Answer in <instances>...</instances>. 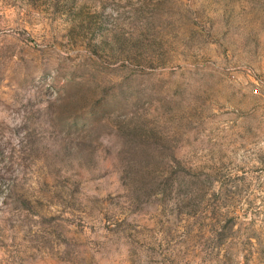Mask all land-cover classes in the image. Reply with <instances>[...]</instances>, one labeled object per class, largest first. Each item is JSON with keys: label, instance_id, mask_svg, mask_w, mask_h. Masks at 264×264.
<instances>
[{"label": "rangeland", "instance_id": "1", "mask_svg": "<svg viewBox=\"0 0 264 264\" xmlns=\"http://www.w3.org/2000/svg\"><path fill=\"white\" fill-rule=\"evenodd\" d=\"M0 264H264V0H0Z\"/></svg>", "mask_w": 264, "mask_h": 264}]
</instances>
